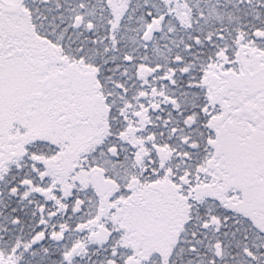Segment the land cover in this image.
<instances>
[{
  "label": "trees",
  "instance_id": "obj_1",
  "mask_svg": "<svg viewBox=\"0 0 264 264\" xmlns=\"http://www.w3.org/2000/svg\"><path fill=\"white\" fill-rule=\"evenodd\" d=\"M182 1L189 10L184 17L190 19L186 27L178 21L168 22L171 16L166 0H127L119 11L113 9L112 0H86L88 12L74 13L66 26L71 32L55 35L54 15L50 6L46 7L52 0H44L43 7L38 5L41 14L34 22L38 29L35 37L61 46V57L88 69L89 78L75 69L77 80L90 83L94 79L114 120L115 132L103 140L105 147L121 150L118 156L122 158L135 159L140 154L168 158L162 162L169 178L178 175V185L185 192L197 189L200 183L206 194L200 204L192 200L194 209L168 250L144 264H264V194L250 199L246 193L254 184H248V172L241 174L238 167L229 180L230 171L216 158L211 143H223L235 156L238 151L247 155L251 148L264 164L263 145L249 144L251 140L226 128L215 134L206 126L210 115L207 120L202 115L208 105L204 81L209 72L219 73L216 64L233 76L238 72L242 46L264 53V0ZM99 6L104 8L98 10ZM163 16L167 20L164 29L151 44L144 43V32ZM221 57H227L229 63H222ZM140 66L157 69L142 78L138 76ZM72 72L71 76L76 74ZM168 102L170 106L165 108ZM189 116L190 128L184 124ZM125 127L126 133L134 134L129 141L118 139ZM186 138L193 147L187 146ZM42 147L37 148L39 152ZM107 151L99 153L113 157L105 155ZM181 153H185L183 159ZM39 155L42 158L43 154ZM111 163L106 161L104 167L113 173L109 176L117 184L113 189L125 200L131 195L125 192L129 182L148 174L133 161L121 162L127 165L123 173ZM41 171V161L0 164V264H140L127 260L115 230L106 228L108 240L92 236L97 198L103 201L106 197L99 192L95 193L99 197L75 192L69 200L64 191L47 200L50 194L45 192L50 191L53 180L44 174L38 177ZM56 172L63 174L59 170L53 174ZM218 183L224 191L213 193ZM227 193L236 201H224ZM112 212L111 221L121 218L116 210ZM39 234L45 239L36 242ZM116 251L117 258L113 256Z\"/></svg>",
  "mask_w": 264,
  "mask_h": 264
},
{
  "label": "rangeland",
  "instance_id": "obj_2",
  "mask_svg": "<svg viewBox=\"0 0 264 264\" xmlns=\"http://www.w3.org/2000/svg\"><path fill=\"white\" fill-rule=\"evenodd\" d=\"M43 1L0 0V164L13 160L28 162L38 158V162L41 161L43 166L39 176L44 174L53 180L50 191L45 192V195L50 194L47 195V200L55 199L56 194L68 190L71 184L74 188L73 195L77 192L94 197L95 193L99 192L106 198L103 201L97 198L95 213L97 218L95 217L92 222L94 229L92 235L98 238L106 236L103 233L107 226H110L109 229L117 232L115 234L118 236L117 242L124 250V255L128 254L127 260H131L132 263H148L156 255L168 250L177 234L183 231L186 219L194 209L192 200L200 204L206 194L204 195L200 183L197 184V189L190 188L185 192L184 188L178 185L180 181L178 175L169 178L168 173L162 178L158 175L160 170H155L156 173L149 175L151 174L148 167L151 162L150 154L146 157L140 154L135 159L122 158L118 156L121 150L104 146L103 140L112 136L113 131L115 132L114 128L107 129L108 126H112L111 122L113 123L114 120L111 119V110L93 84L94 79L89 83L88 92L80 93L81 86L77 84L79 73L75 69H80L84 77L89 76L88 69L61 57L51 42L45 41V43L39 41L38 36L26 35L27 29L33 26L30 20L34 10L27 15L29 12L25 9L36 4L43 7ZM126 1L112 0L113 9L122 10L124 5H127ZM166 2L171 16L168 22L178 21L186 27L190 19L184 20L186 13H189L184 2L182 0H166ZM49 6L51 8V4L48 3L46 7ZM10 7H16V11L10 13ZM157 21L160 30H163L167 21L166 16L160 17ZM153 22L144 32L143 37ZM158 32L154 34L153 40ZM240 55L237 74L231 76L229 70L216 64L219 73L209 72L206 76L204 83L207 87L208 105L202 111V115L206 120L210 115L212 119L207 120L206 126L215 134L226 128L232 133L234 131V135L239 138L251 140L249 144L259 142L264 148L262 137L264 136V53L247 50L242 46ZM220 61L229 63L227 57H221ZM156 69L140 66L138 76L146 78ZM70 71L76 73L73 74V79L65 74ZM54 76H58L57 83L53 79ZM48 86L52 88L48 89ZM64 88L70 97L63 98ZM164 106L165 108L170 106L169 102ZM153 108L156 111L160 110L156 105ZM68 109L73 111L72 117ZM82 114L84 115L81 116ZM191 119L192 116H189L184 121L188 128L191 127ZM167 122L166 119L165 123ZM116 125L121 129L119 124ZM127 129L128 127L123 128L124 132L122 135L119 134L118 139L129 141L133 137L134 134L125 132ZM186 140L188 141L187 138ZM42 141L44 143L41 146L45 147L39 152L37 148L41 147L39 144ZM239 141L241 139H238ZM193 144L189 142L187 146L193 147ZM239 145L241 147V144ZM211 147L215 151L216 158L222 160L228 172L230 171L229 180L233 176L231 172L235 167L241 169V174L248 172V184H254L246 193L250 199L255 200L256 197L264 194V164L256 158L255 153L253 155L254 150L250 148L251 151L247 155L238 151L235 156L228 148L225 149L223 143L214 141ZM105 149L109 152L104 154L111 153L113 157L99 153ZM38 155H42V158ZM184 155L185 153H181L179 158L183 159ZM72 158H76V161L73 169L69 170V180L67 164ZM113 158L133 161L138 168H142L148 174L145 178L138 176L134 178L137 180L132 179L134 182H129V188H126L125 192L131 195H127L128 198L125 200L118 195V189H113L117 186L109 177L113 173L104 167L106 161L118 166L120 160L115 163ZM163 159L168 158H161V161ZM102 162H104L103 166ZM93 164L96 168H93ZM162 165L164 163L159 160L157 166ZM98 168L102 169L103 173L97 171ZM56 170L63 174L57 172L53 174ZM46 176H42V179H47ZM258 182H262L263 185L260 186ZM235 187L233 186V189ZM222 190V186L218 183L212 192L218 193ZM34 191L37 193L38 190ZM230 195L224 194L223 200L236 201L230 199ZM96 196L99 197L98 194ZM77 202L75 199V205H78ZM112 210H116L118 216L121 214V218L114 215L118 219H112L111 222L109 216L114 214ZM44 239L45 235L40 234L35 241ZM117 254L116 251L113 256L116 257ZM163 263L167 264L165 261ZM111 264L117 263L113 261Z\"/></svg>",
  "mask_w": 264,
  "mask_h": 264
},
{
  "label": "flooded vegetation",
  "instance_id": "obj_3",
  "mask_svg": "<svg viewBox=\"0 0 264 264\" xmlns=\"http://www.w3.org/2000/svg\"><path fill=\"white\" fill-rule=\"evenodd\" d=\"M39 8H41V6H39ZM51 8H52V12H53V15H54V29H53V33H55V35H68L71 32V30H68L66 28V26H70V24L72 22L73 14L76 13L77 15H79V14L88 12V10H89L88 3L86 2V0H52ZM103 8L104 7L99 6L98 10H102ZM25 10H27L29 12L27 15H29L34 10L32 12V16H31V20H30L33 23V26L31 28L27 29L26 35L35 36L38 33L37 25L34 23L35 20L39 19L38 17H39V12L40 11L39 12L37 11L38 10V5L36 4V5L32 6V7L28 6ZM15 11H16V7H10L9 8V12L10 13H14ZM53 48H55L57 50V52H59L61 46H59L57 44H53ZM72 73L73 72L70 71V72H66L65 74L68 75L70 78H72V76H71ZM152 73L153 72H151V74ZM53 79H54L55 83H57L58 76H54ZM77 84H80V86H81V88H80L81 92L80 93H83V92L87 93L88 92V89H89V82L88 81L86 82L84 79H80V80H78ZM51 88H52V86H48V89H51ZM62 90L65 91L63 98L70 97V95L69 96L67 95V93H66L67 90L65 88L62 89ZM71 95H74V94L71 93ZM68 111H69V114L72 117L73 111H70L69 109H68ZM78 115H80V114H78ZM83 115L84 114H82L81 116H83ZM79 122L80 121H78V123ZM110 128L112 129V126L111 127H109V126L107 127V129H110ZM112 152H114V151H112ZM36 159H31L28 162L29 163H33V162L37 163L39 159L38 158H36ZM149 159H151V162H149V166H148L149 169H150V173H151L149 175H153V173L154 172L156 173V171H158V170H160V173L158 175L162 176V178L165 177L166 174H168V172L166 171L167 166H165V163L161 167L157 166V165H159V160L161 161V159L156 158L154 156H150ZM113 160H114L115 163L120 160L119 163H117L118 166L115 165V168L118 170L117 171L118 173L119 172L123 173L125 171V169L127 168L126 167L127 165L123 166L121 164V162L127 161V160H125V159H114V158H113ZM74 161H76V158H72L71 162H69L67 164L69 168L72 165L70 169L67 167V169H68L67 176H69L68 177L69 180H70V171L73 169V166H74V163H75ZM24 162H26V161H24ZM97 171H102V169H98ZM71 174H73V172H71ZM38 177H40V176H38ZM115 188H117V186ZM66 191L65 192H66L67 197L69 196V200H73L74 188H73L72 184L70 185V188H68V190H66ZM76 209H77L76 210L77 213H79L80 212V207L79 208L77 207ZM109 228H111V227L107 226V229H109ZM104 235H108V234L105 233ZM92 236L94 238L101 239V238H98L96 235H92ZM102 238L108 239L109 237L102 236Z\"/></svg>",
  "mask_w": 264,
  "mask_h": 264
},
{
  "label": "water",
  "instance_id": "obj_4",
  "mask_svg": "<svg viewBox=\"0 0 264 264\" xmlns=\"http://www.w3.org/2000/svg\"><path fill=\"white\" fill-rule=\"evenodd\" d=\"M160 30V24L158 21H154L149 30L146 32V34L143 37V41L146 44H149L153 40V36L156 32Z\"/></svg>",
  "mask_w": 264,
  "mask_h": 264
}]
</instances>
